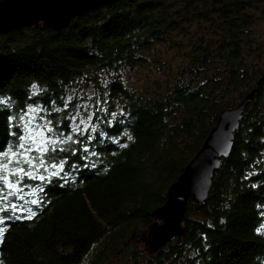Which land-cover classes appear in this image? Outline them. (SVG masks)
<instances>
[{"label":"trees","instance_id":"16d2710c","mask_svg":"<svg viewBox=\"0 0 264 264\" xmlns=\"http://www.w3.org/2000/svg\"><path fill=\"white\" fill-rule=\"evenodd\" d=\"M259 21L264 0H118L59 30L0 34V264H110L105 250L122 264H264ZM162 47L183 61L174 72ZM140 67L167 76L137 89L124 74ZM253 88L208 201L141 253L168 186Z\"/></svg>","mask_w":264,"mask_h":264},{"label":"water","instance_id":"95a60500","mask_svg":"<svg viewBox=\"0 0 264 264\" xmlns=\"http://www.w3.org/2000/svg\"><path fill=\"white\" fill-rule=\"evenodd\" d=\"M118 0H0V34L18 27L59 30L71 19ZM264 74L257 80L260 84ZM256 92L253 88L234 106L222 109L201 146L168 186L164 201L152 210V222L139 240L150 253L185 232L190 202L196 209L208 201L214 175L232 150L235 131Z\"/></svg>","mask_w":264,"mask_h":264},{"label":"rangeland","instance_id":"374dc122","mask_svg":"<svg viewBox=\"0 0 264 264\" xmlns=\"http://www.w3.org/2000/svg\"><path fill=\"white\" fill-rule=\"evenodd\" d=\"M257 30H260L264 34V21H259V26L256 27ZM162 56L165 58V60H169V72H174L178 66L183 63L182 59L180 57H177L176 55H172L173 50L172 49H166L165 47H162ZM167 76L166 72H161L159 70H155L154 67H140L136 72H126L124 74L125 82L128 83L130 86H135V88L140 89L143 86L150 85L152 83V80L155 78H165ZM31 124L35 126L37 123L34 121ZM28 140L30 142H34V144L43 143L45 141L44 132L40 130L39 128H33L30 127L28 129ZM137 243V249H140L141 253H148L146 252L144 242L139 240L136 241ZM162 247V246H161ZM151 253V252H150ZM93 254V250L90 255ZM105 257L106 262L110 264H122L124 261V256L120 254V252H116L115 254H111L108 250H105Z\"/></svg>","mask_w":264,"mask_h":264},{"label":"snow or ice","instance_id":"6c2138e0","mask_svg":"<svg viewBox=\"0 0 264 264\" xmlns=\"http://www.w3.org/2000/svg\"><path fill=\"white\" fill-rule=\"evenodd\" d=\"M21 147H23V145H21ZM33 203H36V202L33 201ZM0 211H4V209H0ZM29 218H30V217H29ZM0 222H2V221H0ZM2 235H3V230L0 229V237H2Z\"/></svg>","mask_w":264,"mask_h":264}]
</instances>
